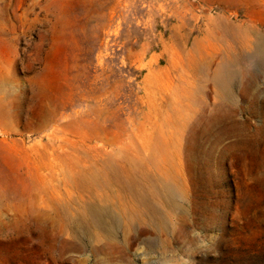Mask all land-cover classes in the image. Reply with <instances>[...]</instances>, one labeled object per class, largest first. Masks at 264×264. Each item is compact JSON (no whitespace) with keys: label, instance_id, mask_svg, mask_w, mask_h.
I'll use <instances>...</instances> for the list:
<instances>
[{"label":"rangeland","instance_id":"obj_1","mask_svg":"<svg viewBox=\"0 0 264 264\" xmlns=\"http://www.w3.org/2000/svg\"><path fill=\"white\" fill-rule=\"evenodd\" d=\"M0 264H264V0H0Z\"/></svg>","mask_w":264,"mask_h":264},{"label":"bare ground","instance_id":"obj_2","mask_svg":"<svg viewBox=\"0 0 264 264\" xmlns=\"http://www.w3.org/2000/svg\"><path fill=\"white\" fill-rule=\"evenodd\" d=\"M247 43V42H246ZM251 43V42H250ZM248 47H252L255 53H260L263 51V38H257L256 41L253 44H247ZM85 152V151H84ZM85 154H87V152H85ZM93 155V154H92ZM80 156V155H79ZM78 156V158H79ZM88 155H85L83 157L80 156V160H84L85 158V164L87 163V161H89L87 159ZM94 156V155H93ZM92 156V160L94 159V157ZM87 159V160H86ZM83 162V161H82ZM94 162V161H93ZM97 165H93V163H90L89 166H87V171L82 172V171H77L78 173V178L79 179H84L83 181H80L78 179H75V184L78 187H85L87 189H93L96 186H104L105 180H104V174L107 172L108 168L109 170H116L114 168L113 165H109L106 168H103L102 165H100V168H98V170L101 173V179L96 178L95 176V169H96ZM121 176L124 178V183L126 184V187L130 190L132 187L136 188L134 194H135V199L136 201L141 204V205H145L146 201H147V194H148V190L145 189V184L143 183L144 181L141 180L140 177H137L135 175L132 174L131 170L126 167V166H121ZM170 191V188H168V192ZM118 194V193H117ZM106 195V194H105ZM107 197V196H106ZM91 198H93V200H97L99 203H102L105 201V198H102L97 192L92 191L91 194ZM113 201V199H111ZM110 202V201H109ZM115 202V201H113ZM127 202V201H126ZM132 202V201H131ZM119 203V202H118ZM120 204V203H119ZM130 204V203H129ZM134 205V204H133ZM149 205V204H148ZM123 206V205H122ZM126 206V204H125ZM128 207V205L126 206ZM126 207L123 206V208H121L122 210ZM124 209V210H125ZM121 210V211H122ZM123 210V213H124ZM129 213L128 215L131 216L132 215V211L133 208L129 207L128 208ZM126 213V212H125ZM83 214H87V217L91 220V222L95 223L97 222L98 224H102L103 223V217L107 216V215H111L108 211H106V209L102 206H98L95 203L89 204L85 207V213ZM114 218L117 217L118 215H112ZM88 222V221H87Z\"/></svg>","mask_w":264,"mask_h":264}]
</instances>
